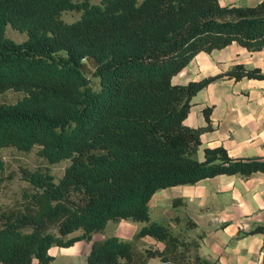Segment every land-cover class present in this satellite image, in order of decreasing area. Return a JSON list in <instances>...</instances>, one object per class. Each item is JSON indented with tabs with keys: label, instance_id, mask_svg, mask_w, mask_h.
<instances>
[{
	"label": "trees",
	"instance_id": "1",
	"mask_svg": "<svg viewBox=\"0 0 264 264\" xmlns=\"http://www.w3.org/2000/svg\"><path fill=\"white\" fill-rule=\"evenodd\" d=\"M79 16L67 22L63 11ZM25 32L16 42L6 25ZM236 42L264 47V0L254 6L219 0H0V149L14 147L53 164L69 159L62 175L20 169L29 184L0 206V264H52V246L90 241L107 222H142L134 238L163 243L139 250L115 234L93 240L86 264H215L171 223L150 219L159 189L195 184L219 174L264 172V156L232 157L222 146L197 151L208 126L184 123L192 96L218 79H264L257 67L228 70L186 83L172 77L200 51ZM87 63L98 78L94 89ZM209 120L210 108H204ZM4 162L0 159V182ZM178 217L172 218L173 222ZM194 222L187 218L186 227ZM78 232V233H75ZM247 233L264 235L257 224ZM264 261V249H263Z\"/></svg>",
	"mask_w": 264,
	"mask_h": 264
},
{
	"label": "crops",
	"instance_id": "2",
	"mask_svg": "<svg viewBox=\"0 0 264 264\" xmlns=\"http://www.w3.org/2000/svg\"><path fill=\"white\" fill-rule=\"evenodd\" d=\"M261 0H219L222 5L254 6ZM236 63L257 67L264 72V47L249 51L236 42L214 49L200 51L172 77L173 83H186L215 75ZM210 108L209 120L204 108ZM184 123L192 128L208 126L200 134L197 155L203 158L206 147L222 146L232 157L264 156V79H218L197 91L190 100ZM150 219L171 223L186 237L199 240L197 251L191 254L208 258L215 264H264V235L247 233L257 224L264 225V172L249 177L239 174H219L157 190L148 202ZM178 217L173 222L172 218ZM187 218L194 222L186 227ZM142 222L130 219L108 221L102 231L92 234L90 241L78 240L68 247L52 246L48 252L52 264H72L83 260L93 240L115 234L133 241L137 249L147 245L158 249L163 243L149 235L134 238ZM61 257L60 260H56ZM33 264H38L35 260ZM146 264H164L159 258H150ZM186 264H195L189 261Z\"/></svg>",
	"mask_w": 264,
	"mask_h": 264
},
{
	"label": "rangeland",
	"instance_id": "3",
	"mask_svg": "<svg viewBox=\"0 0 264 264\" xmlns=\"http://www.w3.org/2000/svg\"><path fill=\"white\" fill-rule=\"evenodd\" d=\"M99 0H93V2H98ZM80 12L75 10L63 11L61 18L67 22L75 20L79 16ZM5 35L16 42H21L27 37L25 32H20L12 28L9 24L6 25ZM86 75L90 79V84L94 89L98 88V78L93 74V65L87 63ZM22 93H15L12 91H7L0 94V102H11L21 97ZM38 147L34 146L29 151H20L14 147H5L0 149V159L4 162L3 176L4 180L0 182V206H10L16 200L20 198L21 191L27 187L29 184L20 178V169H49L51 174L55 178H59L64 168L69 164V159L62 160L57 163L50 164L43 157L37 154ZM78 233V232H75ZM58 257L56 260H60ZM55 264H62V261L56 262ZM72 264H86L85 259L79 260L76 258L73 260Z\"/></svg>",
	"mask_w": 264,
	"mask_h": 264
}]
</instances>
